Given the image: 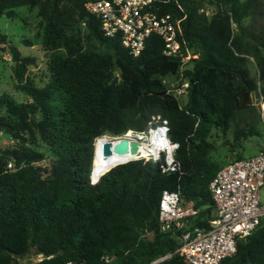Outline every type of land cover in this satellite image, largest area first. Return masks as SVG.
Masks as SVG:
<instances>
[{
	"label": "trees",
	"instance_id": "1",
	"mask_svg": "<svg viewBox=\"0 0 264 264\" xmlns=\"http://www.w3.org/2000/svg\"><path fill=\"white\" fill-rule=\"evenodd\" d=\"M71 1L99 49H81L75 33L65 37V51L54 47L49 78L37 85L24 76L32 57L10 45L17 86L31 99L0 94V123L16 139L14 146L0 148V264H19L17 254L32 247L43 255L35 264L68 259L147 264L167 253L153 264H189L175 252L172 229L160 227L159 196L163 188L179 187L184 205L189 202L195 209L190 221L206 225L214 214L208 183L219 168L209 154L212 129H231L232 146L261 135L258 111L250 102L257 81L247 57L254 58L264 93V24L252 21L249 28L243 21L263 18L264 0H208L214 5L209 15L201 9L203 0H179L182 9L173 0L163 5L161 11L184 15L182 36L198 53L183 69L189 82L183 102L166 92L162 76L176 73L181 62L162 52L159 35H149L142 51L133 55L117 36L103 34L86 0ZM37 2L0 0V15ZM55 5L44 2L39 13L57 41L71 22ZM4 37L0 33V41ZM246 107L254 109L255 119H236ZM153 113L167 119L168 136L179 143L174 154L181 171L162 172L156 161L136 158L110 167L91 183L98 134L145 129ZM38 138L53 153L43 174L33 164L45 157L33 145ZM8 160L13 169L6 168ZM218 264H264V217Z\"/></svg>",
	"mask_w": 264,
	"mask_h": 264
},
{
	"label": "built area",
	"instance_id": "2",
	"mask_svg": "<svg viewBox=\"0 0 264 264\" xmlns=\"http://www.w3.org/2000/svg\"><path fill=\"white\" fill-rule=\"evenodd\" d=\"M168 2L170 0H86L84 6L99 18L103 34L117 36L133 55L142 51L149 35H159L163 41L162 52L180 58L179 70L172 73L175 79L165 84L166 92L179 96L186 94L189 83L183 69L198 53L192 51L182 36L181 20L184 15L161 11ZM173 2L182 9L179 0ZM250 97H253L252 103L258 111L263 143L255 154L233 157L214 172L208 183L214 201V214L207 219V224L190 221V215L195 213L192 205L191 213H178L184 203L179 187L161 190L157 213L160 227L162 230L172 229L177 240L175 252L186 263L218 264L235 252L237 240L248 235L264 217V200L260 197L264 187V93L257 87ZM168 128L167 119L153 113L145 129L128 128L119 134L106 135L116 139L121 136L127 139L135 137L144 141L145 152L135 158L156 161L162 172H178L181 171L180 162L174 153L179 143L170 139ZM6 168H14L13 160L7 161ZM169 254L147 264H153ZM56 264L83 262L68 259Z\"/></svg>",
	"mask_w": 264,
	"mask_h": 264
},
{
	"label": "rangeland",
	"instance_id": "3",
	"mask_svg": "<svg viewBox=\"0 0 264 264\" xmlns=\"http://www.w3.org/2000/svg\"><path fill=\"white\" fill-rule=\"evenodd\" d=\"M55 1V8L58 11L64 13L71 22V26L66 28L57 41L53 40L50 34L46 20L39 13L40 6L47 2V4ZM49 8V6H47ZM207 15L214 10V5L209 3L208 0H203L202 8ZM14 14L0 15V33L4 34V41H0V94L8 92L15 99L19 101L30 100V96L24 91L18 88V78L14 74V61L11 58L10 45L15 46L21 55H28L32 57V62L28 63L25 68L24 76L28 75L33 78L37 85H43L49 78L50 72V55L52 50L61 49L65 51V45L63 42L65 37L70 36L72 33L76 34L77 45L83 49H99L97 41L88 33L84 21H82L74 10V5L71 0H38L37 4L31 6L28 4H22L13 8ZM253 24H264V17H256L252 19L250 16L244 18V24L249 28ZM264 52V51H263ZM247 65L250 69L251 75L257 81V87H260V81L258 79V70L251 55L247 57ZM175 77L171 74L162 76L163 81L167 84L168 80H174ZM180 102L185 100L184 95H179ZM253 97L250 102L252 103ZM253 104V103H252ZM255 106V105H254ZM0 113H4L1 108ZM236 119H247L254 120L255 112L252 107H246L237 114ZM101 134H110L108 132H101ZM97 136V135H96ZM209 139L213 142V147L210 149V157L216 161L218 165L226 163L229 159L233 158L238 152L242 156H250L255 154L263 143V135L250 136L247 139H243L241 144L231 145L232 133L231 129L226 133L222 132L219 128H213ZM16 144L14 139L5 129L0 126V148L12 147ZM35 148L40 149L44 152L45 157L40 160L33 162L37 167L40 174L45 173V169L50 168V162L53 158V153L49 149V145L37 139L33 142ZM136 159V158H135ZM107 166L105 168H110ZM13 169V168H12ZM92 173L95 175L92 167ZM261 200H264V187L260 191ZM188 205H191L187 202ZM214 212V210H212ZM150 235V234H148ZM43 255L41 253H35L31 248L29 251L18 256L19 264H35Z\"/></svg>",
	"mask_w": 264,
	"mask_h": 264
},
{
	"label": "bare ground",
	"instance_id": "4",
	"mask_svg": "<svg viewBox=\"0 0 264 264\" xmlns=\"http://www.w3.org/2000/svg\"><path fill=\"white\" fill-rule=\"evenodd\" d=\"M128 133V132H126ZM121 138H126V137H119L118 139L112 138L107 136L106 134L99 135L96 137L95 142H94V156H93V169L95 175L101 174L105 169V167L109 166H116L118 164L124 163L127 160H130L132 158L137 157L138 155L142 154L146 150V143L138 138H128L129 139V144L132 148L131 152H127L124 154H118L114 152H108L106 154H103L101 151L102 148V143L107 140V139H112V143L116 140H119ZM111 167V168H112ZM93 176V173H92ZM94 177V176H93ZM192 208L189 205H184V203L181 204V206L178 209L179 214L183 213H191Z\"/></svg>",
	"mask_w": 264,
	"mask_h": 264
},
{
	"label": "water",
	"instance_id": "5",
	"mask_svg": "<svg viewBox=\"0 0 264 264\" xmlns=\"http://www.w3.org/2000/svg\"><path fill=\"white\" fill-rule=\"evenodd\" d=\"M0 126L4 127L1 123H0ZM129 142H130L129 139H127V138H121L119 140L114 141L113 143H112V139H107V140H105L102 143L101 151H102L103 154H106V153H108L110 151L114 152V153H118V154H124V153H127V152H131L132 148H131ZM108 169L109 168L105 169L102 173H104ZM99 177L100 176H98V177H93L92 176V164H91V169H90V172H89L90 182L91 183H95L99 179ZM32 249L34 250V247H32ZM17 255L20 256L21 253H19Z\"/></svg>",
	"mask_w": 264,
	"mask_h": 264
}]
</instances>
